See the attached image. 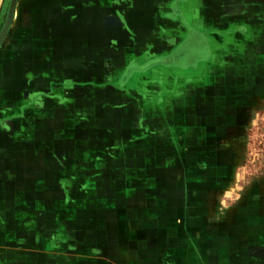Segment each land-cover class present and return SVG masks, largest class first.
Returning <instances> with one entry per match:
<instances>
[{"label":"rangeland","instance_id":"1","mask_svg":"<svg viewBox=\"0 0 264 264\" xmlns=\"http://www.w3.org/2000/svg\"><path fill=\"white\" fill-rule=\"evenodd\" d=\"M127 1L128 4L119 5L104 2L94 8L89 4L82 5L81 0H17L15 16L0 45V124L7 130L9 127V130L22 129L12 134V138L8 133L7 139L21 137L23 141L33 140L35 144L47 140L54 142L56 151L54 164H41L52 178L33 182L42 196L36 202L23 192L16 197L28 209L38 208L37 212H24L21 218L31 221L35 215L44 221L49 216L50 222L42 223L52 228L53 244L60 252L68 251L65 244L70 247L77 244L80 250L93 247L94 228H100L106 222L94 226L95 218L110 214L112 208H131L118 219L123 223L121 226L134 231L135 236H141L145 228L137 205L127 207L124 205L126 198H117L111 191L112 188L122 189L127 183L138 187L142 181H95L96 166L80 164L98 156L101 162H107L102 164L104 172L111 168L115 174L124 170L134 173L147 171L148 166L151 173L156 171L157 167L152 163L134 164L128 169L117 161L121 157L118 152L101 153L88 147L84 154L79 149L80 120L89 121V125L95 123L101 96L107 97L104 101L107 107H117L111 105V96L125 83H135L140 78L146 82L152 78L151 74H155L154 79L159 74L167 86H172V96L163 104L170 111L167 120L173 131L158 145L166 150V157L184 159V180L179 183L167 181L168 186L175 188L183 183L184 192H189L195 187L203 189L214 185L222 194L215 199L216 210L222 211L234 206L239 195L251 184L264 180V0H149L134 5ZM9 4L10 0L0 3V30ZM158 10L163 17L160 16L154 26L152 18ZM85 13L96 14L98 18L101 15L118 18L119 24L121 19L128 18L137 31L143 26L157 31L160 26L167 34L177 24L183 32L179 39L181 43L171 53L160 55L164 53L161 52L164 42H158L154 36L145 43L141 40L142 43L136 46L135 61L127 63L121 47L114 43L115 32L107 25L110 22L101 24L104 26L102 36L73 34L80 25L75 17L76 21H71L75 27L70 26L69 14ZM166 16L174 18L175 22ZM95 47L98 52L94 55L89 49ZM48 82L53 84L51 91H48ZM134 87L141 88L140 84ZM3 109L6 111L2 112ZM52 122L56 127L54 132L48 133ZM187 125H193L196 140L200 138L196 148H185L184 139L180 137L181 126ZM150 147L139 145L136 151L128 150L127 156H147ZM236 149L237 163L234 161ZM25 151L24 148L18 150ZM150 154L151 161H158L157 151ZM111 157L116 163L110 164ZM216 159L225 161L217 166ZM13 160L9 153L8 169L18 168ZM211 166H216L217 171L212 184L185 178L197 172L208 174L207 168ZM30 171L28 165L27 172ZM48 188L56 192L54 198L51 194L46 196L50 192L46 191ZM145 199L161 210L166 201L164 195ZM219 215L218 221L222 220ZM225 216L227 218V214ZM243 227L239 222L233 223L225 236L227 239L242 238ZM80 231L83 234H79ZM222 238L218 243H223ZM234 248L239 250L241 247L235 245ZM246 249L247 260L238 261V264H264V244ZM54 264L65 263L59 259Z\"/></svg>","mask_w":264,"mask_h":264},{"label":"crops","instance_id":"2","mask_svg":"<svg viewBox=\"0 0 264 264\" xmlns=\"http://www.w3.org/2000/svg\"><path fill=\"white\" fill-rule=\"evenodd\" d=\"M81 1L83 2L82 5L89 4L94 8L97 4L109 1L118 5L128 4L127 0ZM148 1L130 0V3L133 5L145 4ZM1 2L2 0H0ZM160 11L158 10L159 13L154 14L152 18L154 26L156 21L163 17ZM75 17H78L80 27L79 30H74L76 32L73 34L79 37H84L87 34L102 36L103 22L105 21L106 24L110 22L107 25L115 32L113 37H116V40L114 43L118 45V48L121 47V54L127 63L135 61L134 53L137 50L136 46L142 43L141 40L145 43L154 36L158 42H164L166 48L164 47L161 51L164 53L160 54L163 55L171 53L181 43L179 39L183 34L177 24H174L175 28L170 29L167 34V31L163 29L164 32L160 26L157 31L153 28L147 29L146 26L139 27L140 29L137 31L128 18H126L127 20L121 19L125 22L122 23V21L119 24L118 18H105L103 15L98 18L96 14L90 13L69 14L70 26L75 27L74 23L71 24V21H76ZM166 17L172 21L175 20L169 16ZM143 20L145 21V19ZM79 31L84 32L80 33ZM89 51L95 55L98 49L95 47ZM46 63L49 67L48 62ZM150 76L152 78L150 77L151 79L146 82L140 78L135 83L128 82L124 84L123 88H119L116 94L111 96L110 102L111 105L116 104L117 107H107L104 104L107 97L101 96V104L96 114L97 119L93 125H89L87 120L79 119L80 136L78 138L81 142L79 149L84 154H86V148L92 147L101 153L102 151L105 153L118 152L121 157L117 161L126 165L128 169L134 164L148 165L152 163L157 167L154 173H151L150 166H148L147 171L143 169L141 172L137 170V172L131 173L124 170L121 174H115L111 172V168L103 171L102 164L107 162H101L98 156L80 162V164L96 166L95 181L143 182L138 184V187H135V184L127 183L126 187L122 189H111L113 196L126 198L124 205L127 207L137 205L138 212L142 213V220L145 221V228L142 229L141 236H135L134 231L121 226L123 223L118 219V217L122 218L121 213L129 212L131 208L124 210L116 207L112 208L111 212L109 211L110 214L106 216H96L94 226L98 222H106L100 228H94L95 244L93 247L80 250L77 244L71 247L65 244L64 246L68 251L60 252L57 250L51 237L52 228L49 229L42 223L44 221L50 222L49 216L44 221V218L35 215L32 216L31 221L22 219L21 215L24 212H37L38 208L28 209L16 198L24 193L25 196L34 198L36 202V199L42 196L38 185L33 184V182L35 180L45 182L52 178L48 172H45L42 165L49 166L55 163L54 142L46 140L42 144H35L32 142L33 140L30 142L23 141L20 139L21 137L8 140V133L11 135L9 138H12V134L21 132L22 129L15 127L13 130H9V127L7 130L6 127L3 129L0 124V264H54L59 259L65 264L74 262H82L83 264H238V261L247 260V246H262L264 244V180L251 184L239 195L234 206L222 211L216 210L215 199L222 194L214 188V185L211 187L207 185L203 189L201 186L195 187L189 192H184L183 183L176 185L175 188L167 185V181L179 183L184 180L182 178L184 159L182 157H166V150L162 145H158L168 138L173 131L167 120L170 111L163 104L167 99L170 100L172 86L171 84L167 86L159 74H157L156 79H154L155 74ZM169 80L171 81V78ZM138 84L141 88L134 87ZM52 86L53 84L48 82V91L53 89ZM5 111L6 109H3L2 112ZM53 122L48 133L54 132L56 126ZM180 129L182 131L180 137H183L181 139H184L183 142H185L184 147H198L200 138L196 140L197 134L195 135L194 126H181ZM33 130L32 127L31 132ZM35 132H37L36 129ZM47 139H49V134ZM64 144L66 145L65 142ZM139 145L152 146L150 149L147 148V156L134 158L127 156L128 150L136 151ZM23 148L26 150L25 152H18L19 149ZM151 151L155 153L157 151L159 154L158 161H151ZM9 153L11 158L14 157L13 164L18 165L20 169L7 168L10 164V162L7 163ZM237 153L238 149H236L234 157V161L237 160L236 163L239 160ZM28 159H30L29 162ZM215 161L219 162L217 166H220V163L224 162L225 159H216ZM111 163H116L113 157H111ZM28 165L31 168L30 172H27ZM167 165L170 167L167 168ZM172 169L175 172H169ZM207 170L208 174L197 172L194 176L185 178L187 180L192 178L196 181L206 180L208 184H212L214 175L217 173L216 166L214 168L211 166ZM156 182H162L163 185ZM49 190L50 192H47L46 196L51 194L54 198V195H57L56 192L49 188L46 189V191ZM61 191L65 196V192ZM160 195L166 197L162 210L152 207L148 204L150 200L145 199L151 198L152 200ZM219 214H222L224 218ZM225 214H227V218ZM218 215L222 220L218 221ZM238 222L244 225L243 230L245 231L242 238L227 239L225 236L227 229L233 223ZM64 223L67 222L64 221ZM79 234H83V232L80 231ZM222 236L224 237L222 238ZM221 238L223 243H218ZM78 244L80 245L81 242L79 241ZM235 245H239L241 248L237 250L234 248ZM43 257H47V259Z\"/></svg>","mask_w":264,"mask_h":264},{"label":"water","instance_id":"3","mask_svg":"<svg viewBox=\"0 0 264 264\" xmlns=\"http://www.w3.org/2000/svg\"><path fill=\"white\" fill-rule=\"evenodd\" d=\"M16 1L17 0H10L7 16L5 19V22L0 30V45L2 44L4 38L6 37V34L9 30V27L12 23V20L14 18V12H15V7H16ZM141 68V67H140Z\"/></svg>","mask_w":264,"mask_h":264},{"label":"bare ground","instance_id":"4","mask_svg":"<svg viewBox=\"0 0 264 264\" xmlns=\"http://www.w3.org/2000/svg\"><path fill=\"white\" fill-rule=\"evenodd\" d=\"M15 16V15H14Z\"/></svg>","mask_w":264,"mask_h":264}]
</instances>
